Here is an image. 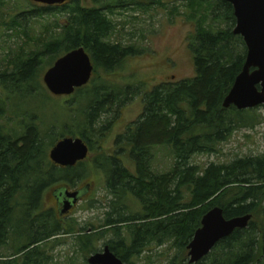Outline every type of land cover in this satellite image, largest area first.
<instances>
[{
	"label": "trees",
	"instance_id": "obj_1",
	"mask_svg": "<svg viewBox=\"0 0 264 264\" xmlns=\"http://www.w3.org/2000/svg\"><path fill=\"white\" fill-rule=\"evenodd\" d=\"M92 1L94 8L91 9L84 7L80 0H70L62 6L32 5L29 11L20 14L33 21L55 19V22L45 26L46 37L40 34L21 43L19 52L0 72L3 95L26 101L39 90L37 79L42 65H51L62 55L83 47L94 71L90 83L73 94L78 110L65 109L77 124V136L88 145L89 152L91 138L103 137L97 128L100 117L129 100L126 91L130 90L123 92L107 79L98 78L95 72L102 69L109 74L128 56L137 55L134 48H124L122 43L109 40L114 29L110 15L115 10L136 5V0H133L135 3L132 0ZM188 2L193 13L201 14L190 44L195 76L160 84L143 95L142 114L116 140L119 152L127 153L134 163V173L117 155L94 160L93 169L102 171L112 199L98 228L103 231L98 236L112 235L106 246L124 264H136L133 259L139 258L151 245L175 250L169 264H189L187 247L200 229L202 218L217 207L227 220L246 215L251 220L245 229L235 230L196 264H264V155L236 159L224 165L210 164L204 170L190 163L193 156L217 153L218 146L235 130L253 125L249 124L247 115L254 109L238 111L222 106L246 57L243 40L233 34L232 6L223 0L214 1L212 6L208 0ZM3 6L4 0H0V7ZM58 14L67 15L65 25L59 24ZM206 17L225 28L207 29ZM10 27L17 28L16 32L24 40L28 36L15 19ZM30 41L33 50L27 52L25 48ZM7 109V100L2 99L0 119ZM73 112L78 114L77 118H73ZM28 117L29 123L28 119L20 122L19 136L5 134L0 126V247L16 233L24 242L14 255L0 256V264H43L45 256L40 246L62 229L58 224L52 230L42 226L46 232L33 235L36 229L31 219L38 217L47 189L56 183L74 187L81 179L80 174L87 171L83 163L72 169H60L50 163L48 149L58 140L42 134L33 116L22 115L24 119ZM72 132L69 130L67 135L74 136ZM160 146L173 149V168L164 174L152 169L151 151ZM128 198L139 204L138 212L126 213L124 202ZM19 210L21 217H17ZM64 232L70 234L72 229ZM98 236L91 232L78 235V240L91 251Z\"/></svg>",
	"mask_w": 264,
	"mask_h": 264
},
{
	"label": "rangeland",
	"instance_id": "obj_2",
	"mask_svg": "<svg viewBox=\"0 0 264 264\" xmlns=\"http://www.w3.org/2000/svg\"><path fill=\"white\" fill-rule=\"evenodd\" d=\"M188 1L136 0L137 7L130 5L129 9L115 10L110 15V20L114 26L109 38L110 42L122 43L124 48L132 47L137 51V55L128 56L119 68L109 74L102 69H97L95 74L98 78L107 79L122 91L129 88L130 90L126 91L129 100L117 109L112 107L111 111L102 114L100 117L97 128L101 129L103 137L101 139L91 138L92 149L87 160L83 162L87 171L80 174L81 179L77 180L75 186L56 183L43 194L38 217L31 219L32 225L36 229L33 235L36 232L39 235L45 233L46 231L41 228L42 226L52 230L58 224V227L62 229L56 236L40 246V252L45 256L42 261L43 264H88L87 259L91 255L101 253L113 238L111 234L98 236L103 231L98 230V228L105 219L108 203L112 199L106 190L107 184L102 171L93 169L92 164L97 158L117 155L123 159V165L131 173H134V163L127 153L119 152L120 146L116 145V140L142 114L143 95L150 93L153 88L160 84L194 78L195 72L190 44L197 25L200 23L201 14L193 13L188 7ZM209 2L211 6L215 4L214 1ZM80 3L86 8H94L92 0H80ZM32 5L38 4L27 0H4V6L0 7V72L7 68L6 62L19 52L21 43L40 34L41 37H46L45 26L47 24L53 25L55 22V19L33 21L19 16L23 12L29 11ZM206 7L205 5L204 8ZM57 16L60 25L63 26L67 23V15L58 14ZM13 19L21 26V29L26 30L28 36L25 40L16 32L17 28L13 30L10 27ZM204 26L207 29L213 28L215 31L225 28L224 25L213 22L211 17H206ZM25 50L27 52L33 50V45L30 44ZM46 58L48 57H43L44 60ZM54 63L42 65V70L37 79L39 90L34 94V97L26 101L19 100L17 96L6 98L0 89V101L2 99L7 100L8 104L6 115L0 119V126L5 134L14 136L15 133L19 136L20 132L22 133L20 122H25L28 119L29 123L30 117L22 118V115L27 114L35 118L39 130L44 135H50L59 141L68 138L67 132L70 130L75 135L69 138H79L77 136L79 133L77 124L71 121L65 109L66 107L75 109L78 105L75 95L69 97L53 96L43 84L45 72ZM97 76L94 78L97 79ZM77 115L76 112L72 113L73 118H77ZM247 116L250 119L249 124L253 125L235 130L227 141L218 146L217 153L193 156L190 163L200 170H204L210 164L224 165L236 159L264 155V107L254 108V112ZM50 150L51 148L48 149V154ZM151 153L152 169L156 173L164 174L172 170L174 158L171 146L156 147ZM49 162L52 163L50 160ZM66 186L71 190L80 188L83 194L85 191V196L82 200H78L77 207L71 214L61 217L55 212L57 205L53 202L52 196L62 192ZM124 205L128 214H134L140 210L139 204L133 198L126 199ZM262 208H264V201ZM20 215L22 216L19 210L17 217H21ZM69 229H72V232L64 234V230ZM91 232L98 237L95 238L91 251H87L82 242L78 240V235L83 236ZM39 235L38 238L41 236ZM19 238L17 233L12 235L0 247V256L14 255L24 244ZM174 255L175 250H169L166 246L151 245L139 258L133 259V262L136 264H169Z\"/></svg>",
	"mask_w": 264,
	"mask_h": 264
},
{
	"label": "water",
	"instance_id": "obj_3",
	"mask_svg": "<svg viewBox=\"0 0 264 264\" xmlns=\"http://www.w3.org/2000/svg\"><path fill=\"white\" fill-rule=\"evenodd\" d=\"M52 7L62 6L70 0H27ZM216 1V0H209ZM233 9L235 25L233 34L241 37L246 48L245 62L240 74L223 101V108L238 111L264 107V0H223ZM94 65L84 48L79 47L56 60L43 76L47 91L56 97L72 96L77 89L90 83ZM89 148L80 138H63L49 151L53 165L71 168L87 160ZM65 191V190H64ZM61 215L77 204L80 191H65ZM250 215L225 219L220 208H213L202 218L198 229L187 247L188 263L196 264L211 253L215 246L235 230L245 229ZM88 264H124L107 246L101 253L91 255Z\"/></svg>",
	"mask_w": 264,
	"mask_h": 264
},
{
	"label": "flooded vegetation",
	"instance_id": "obj_4",
	"mask_svg": "<svg viewBox=\"0 0 264 264\" xmlns=\"http://www.w3.org/2000/svg\"><path fill=\"white\" fill-rule=\"evenodd\" d=\"M80 164H82V163H78L75 167H71V168H63V167H59V166H55V165L54 166L57 167V168H60V169H72V168H77ZM87 189H88V187H87ZM64 190L67 191L68 193H73L75 191H80V195L78 196V198L80 200H82L84 198V196H85V191H84V194H83V191H81L80 188L79 189H75V190H71L69 187L67 188V186H66V189H64ZM64 190H63V193L65 192ZM61 193L62 192H58L57 194H54L52 196V200H54L53 202L57 205L55 207V212L57 213V215L61 216V217L62 216L65 217V216H68L69 214H71L72 211H74V209L77 207V205H74L73 208L68 211V213L61 215L60 212L62 211L63 204H64V195L61 194Z\"/></svg>",
	"mask_w": 264,
	"mask_h": 264
}]
</instances>
